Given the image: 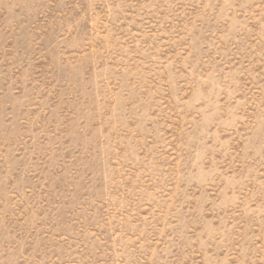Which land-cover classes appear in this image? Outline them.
I'll return each mask as SVG.
<instances>
[{"label": "rangeland", "instance_id": "1", "mask_svg": "<svg viewBox=\"0 0 264 264\" xmlns=\"http://www.w3.org/2000/svg\"><path fill=\"white\" fill-rule=\"evenodd\" d=\"M0 264H264V0H0Z\"/></svg>", "mask_w": 264, "mask_h": 264}]
</instances>
